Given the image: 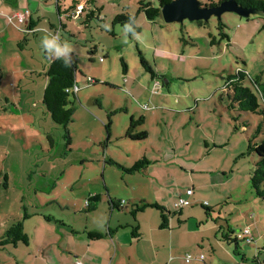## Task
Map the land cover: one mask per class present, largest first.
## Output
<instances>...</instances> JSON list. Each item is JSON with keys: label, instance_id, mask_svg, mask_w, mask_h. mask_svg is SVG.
Segmentation results:
<instances>
[{"label": "rangeland", "instance_id": "374dc122", "mask_svg": "<svg viewBox=\"0 0 264 264\" xmlns=\"http://www.w3.org/2000/svg\"><path fill=\"white\" fill-rule=\"evenodd\" d=\"M7 2L0 0V237L17 220L23 221L31 247L40 234L61 225L80 232L100 228L109 238L108 227L115 234L106 255L111 264H264V200L250 186L258 157L248 149L260 117L250 112L238 117L228 108L225 88L227 76L244 69L243 85L261 101L252 79L260 75L264 81V16L228 10L202 26L189 19L166 22L162 16L150 21L138 13L139 0H95L88 5L100 9L94 17L86 23L85 12L64 18L67 31H59L77 66L78 90L69 97L73 117L66 129L43 104L52 58L41 40L57 35L50 26H59L56 0L30 1V11L22 12L31 15L29 29L15 11L3 12ZM62 3L67 7L71 0ZM122 12L136 17L139 40L126 42L123 25L112 24ZM219 21L228 39L219 40ZM88 77L98 82L87 83ZM131 121L133 131H146V138L126 136ZM142 157L150 162L142 171H126ZM187 188L194 194L188 196ZM94 194L101 198L88 210ZM179 195L191 203L182 214L174 206ZM111 199L123 208L112 209ZM143 202L170 210L171 225L160 228L161 212L152 207L134 218ZM137 225L140 237L133 238ZM221 226L225 233L248 228L249 234L228 241ZM197 227L202 232L192 231ZM201 234L204 240L197 244ZM28 249L21 242L5 245L0 264L27 258Z\"/></svg>", "mask_w": 264, "mask_h": 264}, {"label": "trees", "instance_id": "16d2710c", "mask_svg": "<svg viewBox=\"0 0 264 264\" xmlns=\"http://www.w3.org/2000/svg\"><path fill=\"white\" fill-rule=\"evenodd\" d=\"M171 0H157V5H153L150 1L139 0L138 13L143 12L146 18L150 21L155 18L161 16L160 7L169 2ZM226 0H200L201 5L206 6H215ZM236 3L243 7L254 8L259 11L257 13L259 16H264V0H234ZM63 0H56V10L59 16V26L56 28L53 24H51V28L55 29L57 32V36H59V31L64 30L67 31V23L64 21V18H72V17H80L85 12V23L89 21L90 18L95 16L96 11L100 9H92L88 7V5H94L95 0H71V3L66 7L63 3ZM129 16H131L127 12H122L117 14L113 20L112 24H121L123 25L128 21ZM136 20V17L133 16ZM199 25H205L207 21L198 20L196 21ZM136 26V25H135ZM28 28H33L34 25L30 21L27 23ZM137 27V26H136ZM225 24L221 21L217 23V29H219V40L228 39L227 33L224 31ZM137 31L140 29L137 27ZM210 44H215L217 42L214 36L209 35ZM95 50H90V54L92 55ZM45 74L48 78V83L44 89L43 93V104L47 109L48 113L51 116V119L54 123L64 126L67 129V125L72 120L73 117V107L70 106V96L76 95V92L72 91V87L77 85L76 80V70L77 66L75 60L72 58L71 54V65L66 67L63 63V60L55 59L51 57ZM139 60L141 65L151 74V78H155V71L149 65L148 61L139 52ZM122 62V71L126 73L127 66L126 63L121 59ZM247 73L243 70H238L235 74H230L227 76L225 82V88L228 92V108L233 110V112H237V116H241L243 112H250L256 114L260 117V121L255 127L254 133L249 138L248 149L251 152H254L258 159L255 162V168L250 174L249 182L251 189L253 190L255 196L261 200H264V81L261 80V76L257 75L252 79L253 84L256 86L261 101L259 102L258 97L255 93L252 92L250 87L243 85V80L246 78ZM98 82L94 80L91 84ZM106 83V82H104ZM233 119H237L236 116H232ZM142 120V119H141ZM246 125V124H245ZM135 121H131L130 126L127 130L126 136L131 138L132 140H142L147 137L146 131L134 132ZM245 127V126H243ZM237 128V126H235ZM68 133V130H67ZM259 137V138H258ZM258 139V140H255ZM150 163L145 157H142L136 160L133 165L126 169L127 172H140L142 171L146 165ZM189 196V195H188ZM101 198L100 194L90 195L87 199V209H94L95 205L92 202L98 201ZM191 204V203H190ZM206 213L211 211V208L206 204H202ZM111 207L112 209L123 208L122 203L116 202L111 199ZM146 207H152L160 210L161 212V223L160 228H167L169 226V215H171L170 210H168L165 206H162L158 203H150L143 202L141 205H136V208L133 210L132 214L134 218L136 217V212L143 210ZM178 214L182 213V207L177 208ZM169 214V215H168ZM49 219V218H47ZM233 232L232 229H229L228 232H223V237L225 239H231L229 236ZM4 236H2L0 240V248L4 247L7 244L17 245L19 242L23 244H28L29 238L26 232L24 231L23 221L17 220L14 221L8 229L4 232ZM132 237L139 238V226L132 227ZM87 236L89 239H99L102 238L98 232H88Z\"/></svg>", "mask_w": 264, "mask_h": 264}, {"label": "crops", "instance_id": "0c3cea01", "mask_svg": "<svg viewBox=\"0 0 264 264\" xmlns=\"http://www.w3.org/2000/svg\"><path fill=\"white\" fill-rule=\"evenodd\" d=\"M30 1H34V0H8L7 3L10 7H8V9H6L3 12L11 13V14L14 11H15L14 14L22 13L23 10L24 11L27 10L29 12L30 11L29 9ZM30 21H32L31 15L27 19L26 24ZM99 59H102V57H100ZM92 79H95V78H92ZM124 82H127V80L124 79ZM139 118L141 120L143 117L140 116ZM142 120L141 122L143 123L144 120L143 121ZM188 189L192 190L191 195H193L194 194L193 188H187V190ZM206 205L210 207L209 204H207V202H206ZM181 211L182 213H184L183 210ZM181 217L182 216L180 215L178 218L179 225L176 228L177 231L180 230L181 228L180 225H183L182 223L183 217L182 218ZM47 221H50V219H48ZM40 225L45 226L42 221H40ZM170 225L171 224L169 223V226ZM216 225H218V223H214L213 226H216ZM107 229L109 233V238L106 237L107 234L105 235L104 232L100 228L93 227L89 229H84L82 232H80L78 229H76L75 227L69 224L68 226L61 225L57 229L53 228L52 229L53 231L49 235L40 234L39 240L35 239L34 245L32 247L29 241L27 244L29 248L27 258H24V259L14 258L13 259L15 262L14 264H21V263L26 264L27 261L29 262V264H75L77 260H79L81 264H111L113 263V261L111 263L106 262V255L108 254V248L110 249L111 240L115 237V234H112L111 230L108 227ZM220 229L221 231H223L222 226L220 227ZM94 231L100 233L101 235H103V237L99 239H89L87 236V233L94 232ZM192 231L202 232L201 229H199V227L193 228ZM184 232L187 233L188 231L184 230ZM184 232L183 234L185 235ZM229 234H230L229 236L231 237V239L232 237L234 238V241H238V239L241 238L239 237V235L241 234V231L238 234H234L233 232ZM231 239L229 240L227 239V240L230 241ZM203 240H204V236L203 234H201V236H199V242H197V244H199L200 242L202 243ZM83 241L84 243H86L84 247L83 246L78 247L79 245L83 243ZM235 244L237 245V242H235ZM173 248H175L174 245H173ZM177 248L179 247L176 246V249ZM172 257L173 255L171 256V258ZM116 264L118 263L116 262Z\"/></svg>", "mask_w": 264, "mask_h": 264}, {"label": "water", "instance_id": "95a60500", "mask_svg": "<svg viewBox=\"0 0 264 264\" xmlns=\"http://www.w3.org/2000/svg\"><path fill=\"white\" fill-rule=\"evenodd\" d=\"M161 16L166 22L179 21L184 19L207 21L211 16L220 17L228 10L239 12L242 15L259 13L254 8L243 7L234 0L222 1L215 6L201 5L200 0H171L161 7Z\"/></svg>", "mask_w": 264, "mask_h": 264}, {"label": "clouds", "instance_id": "9594fccd", "mask_svg": "<svg viewBox=\"0 0 264 264\" xmlns=\"http://www.w3.org/2000/svg\"><path fill=\"white\" fill-rule=\"evenodd\" d=\"M122 28L126 42L130 37H134L137 40L140 39V34L135 26V19L133 16H129L128 21L123 24ZM41 46L48 56L63 60L66 67L71 65L72 49L68 43L62 42L57 35H48L43 37L41 40Z\"/></svg>", "mask_w": 264, "mask_h": 264}, {"label": "built area", "instance_id": "2783aa9c", "mask_svg": "<svg viewBox=\"0 0 264 264\" xmlns=\"http://www.w3.org/2000/svg\"><path fill=\"white\" fill-rule=\"evenodd\" d=\"M28 14L26 13H18V14H15V16L18 18V21L20 22V23H23V22H25L26 23V21H27V19H28V16H27ZM100 60H102V59H100ZM93 81V79L91 78V77H88L87 78V83L88 82H92ZM155 86H157V85H159V81H156L155 83ZM78 90V85H74L73 87H72V91L73 92H76ZM186 194L187 195H191L192 194V190L191 189H188L187 191H186ZM190 204V200L189 199H186V198H183L182 196H180L179 195V197H178V199L174 202V206H175V208H181V207H183V206H185V205H189ZM204 204H206V203H204ZM249 234V229L248 228H245L242 232H241V234L239 235V237H242V236H245V235H248ZM202 258H203V255H200L197 259H199V260H202ZM193 259V257L190 255V254H187L186 256H185V260H186V262H190L191 260ZM75 264H81V262L79 261V260H77L76 262H75Z\"/></svg>", "mask_w": 264, "mask_h": 264}]
</instances>
